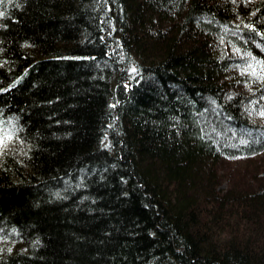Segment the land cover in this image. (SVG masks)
<instances>
[{
  "label": "trees",
  "instance_id": "trees-1",
  "mask_svg": "<svg viewBox=\"0 0 264 264\" xmlns=\"http://www.w3.org/2000/svg\"><path fill=\"white\" fill-rule=\"evenodd\" d=\"M263 151L264 0H0V264H264Z\"/></svg>",
  "mask_w": 264,
  "mask_h": 264
},
{
  "label": "rangeland",
  "instance_id": "rangeland-1",
  "mask_svg": "<svg viewBox=\"0 0 264 264\" xmlns=\"http://www.w3.org/2000/svg\"><path fill=\"white\" fill-rule=\"evenodd\" d=\"M214 168L220 190L230 186L254 185L260 178V172L264 170V151L251 157H222L215 163Z\"/></svg>",
  "mask_w": 264,
  "mask_h": 264
},
{
  "label": "snow or ice",
  "instance_id": "snow-or-ice-1",
  "mask_svg": "<svg viewBox=\"0 0 264 264\" xmlns=\"http://www.w3.org/2000/svg\"><path fill=\"white\" fill-rule=\"evenodd\" d=\"M135 70V69H134Z\"/></svg>",
  "mask_w": 264,
  "mask_h": 264
}]
</instances>
